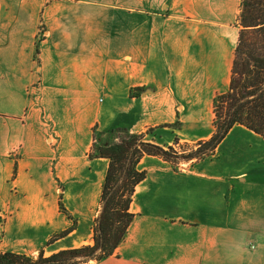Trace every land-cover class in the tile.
<instances>
[{"label": "crops", "instance_id": "obj_1", "mask_svg": "<svg viewBox=\"0 0 264 264\" xmlns=\"http://www.w3.org/2000/svg\"><path fill=\"white\" fill-rule=\"evenodd\" d=\"M17 1L0 2V251L36 257L93 243L108 166L88 157L95 125L143 132L226 90L240 0ZM235 130L264 146L240 124L223 140ZM214 154L180 173L142 156L125 240L87 264H264V153L202 167Z\"/></svg>", "mask_w": 264, "mask_h": 264}, {"label": "trees", "instance_id": "obj_2", "mask_svg": "<svg viewBox=\"0 0 264 264\" xmlns=\"http://www.w3.org/2000/svg\"><path fill=\"white\" fill-rule=\"evenodd\" d=\"M237 43L228 85L212 98L210 136L186 159L212 154L231 127L240 124L264 137V0H240L237 15ZM178 122L148 127L132 132L125 124L106 130L92 129L90 159L105 158L108 166L101 184L100 210L92 225V244L59 249L48 255L40 250L36 257L12 251H0V264H84L110 256L126 238L134 218L129 205L135 186L145 179V170L137 168L143 155L170 160L175 146H164L146 135L158 127H175ZM60 211L65 208L58 201ZM53 234L46 244L65 236L72 228Z\"/></svg>", "mask_w": 264, "mask_h": 264}, {"label": "rangeland", "instance_id": "obj_3", "mask_svg": "<svg viewBox=\"0 0 264 264\" xmlns=\"http://www.w3.org/2000/svg\"><path fill=\"white\" fill-rule=\"evenodd\" d=\"M0 2L5 5H12L18 1L17 0H5V1L0 0ZM20 2L21 1H19V3ZM29 2L32 6L33 5L35 6L37 5L38 2L41 3L42 1L29 0ZM51 2H53V0H46V4L51 3ZM40 33L42 32L40 31ZM98 98L102 100L105 97L103 95H98V96H94L91 98L89 97L90 101L93 100L92 101L93 103H95ZM190 99H192V97H190ZM201 110L202 111H193L191 109L184 110L180 112L179 115L176 114L175 119L172 121V122H175V121L178 122L177 124H175L176 125L175 127H158V128L153 129L150 133L146 135L147 139H153L155 142H158L159 144L164 145L165 147L173 146V145L175 146L176 148L175 152H173L174 150L170 151L171 153L170 160H164L163 158L156 156L168 164L170 171L180 173L183 170L190 169L191 166L195 164L196 162H198L199 160L209 155H213L215 153V150H214L212 154L204 155L200 158L196 157L190 160H187L185 158L188 153L193 151L198 146V141L207 139V138L195 139L199 135V132H205L207 128L209 127V125L210 124L212 125V120L214 117L212 106L202 105ZM115 123L109 124L108 127H105V128H99L98 125H95L93 128L96 127V130H106L108 128L119 125ZM125 125L128 127L129 130H131V128L127 124ZM149 127H152V126H149ZM211 129H212V126H211ZM176 131H180L184 135L176 134ZM132 132H135V131H132ZM180 137L187 138V140L181 141L179 140ZM168 141H170L171 144H168L167 143ZM259 153H264V146L261 145L259 140L257 139L251 140L250 138L246 139L245 136L241 137V134L239 133V131L235 130L231 135L226 137V139L223 140L219 144V147L217 148V151L214 155H221V156L213 160L207 159L206 161L203 162L202 167H206L207 165L212 164V163H217L218 166H216V168L220 167V169L223 170V167L221 166L222 164L221 162L223 161L222 158L225 157V155H255ZM3 221H4V218L0 216V223L3 224ZM91 239H92V236H91ZM84 244L86 243H83L82 245ZM253 244L254 246H256L257 242L255 241ZM87 263H91V261L89 260V262ZM87 263H84V264H87Z\"/></svg>", "mask_w": 264, "mask_h": 264}]
</instances>
